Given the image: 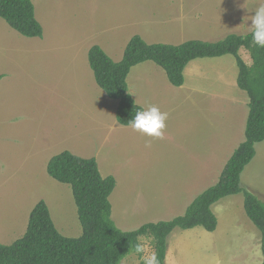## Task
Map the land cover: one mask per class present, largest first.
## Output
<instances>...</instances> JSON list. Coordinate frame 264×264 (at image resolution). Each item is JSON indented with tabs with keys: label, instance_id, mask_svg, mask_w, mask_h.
Instances as JSON below:
<instances>
[{
	"label": "rangeland",
	"instance_id": "374dc122",
	"mask_svg": "<svg viewBox=\"0 0 264 264\" xmlns=\"http://www.w3.org/2000/svg\"><path fill=\"white\" fill-rule=\"evenodd\" d=\"M31 2L42 38L22 37L0 20V243L8 245L24 234L29 212L40 200L61 235L80 236L70 187L46 173L49 159L62 151L94 158L101 176L115 179L109 200L119 230L134 231L182 215L199 193L216 183L233 151L227 144L233 147L234 137L224 130L239 124L242 110L212 93L233 96L237 91L234 59L196 60L205 66L187 68L184 84H192L191 91L189 86L182 91L170 86L152 62L133 67L126 83L135 103L142 110L154 105L168 113L164 138L146 147L144 137L117 124V102L95 84L87 52L98 46L118 62L133 36L147 44L179 45L245 35L261 0ZM218 24L216 32L202 30ZM239 55L251 64L247 52L240 50ZM255 150L240 176V187L264 201V142ZM242 202L238 194L211 207L223 224L218 239L203 236L206 231L197 227L175 229L167 242L188 264H213L212 256L221 264H230V256L261 264L260 233ZM178 236L183 239L176 241ZM210 239L218 240L220 247L215 249ZM140 243L145 246L142 256L153 252L150 238H140ZM141 262L128 255L120 264Z\"/></svg>",
	"mask_w": 264,
	"mask_h": 264
},
{
	"label": "trees",
	"instance_id": "16d2710c",
	"mask_svg": "<svg viewBox=\"0 0 264 264\" xmlns=\"http://www.w3.org/2000/svg\"><path fill=\"white\" fill-rule=\"evenodd\" d=\"M0 20L22 37L42 38L43 31L35 19L31 0H0ZM240 50L249 54L250 65L240 57ZM224 56L235 59L236 85L248 98L244 140L232 152L216 183L199 193L182 215L143 224L134 231L119 230L111 218L109 200L115 179L101 176L94 158L85 159L62 151L49 159L46 173L54 181L70 187L80 236L61 235L46 203L40 200L29 212L24 234L8 245L0 243V264H120L128 255L141 258L142 254H136L134 246L144 237L151 239L159 264H165L167 239L175 229L200 227L214 232L217 220L211 206L238 194L243 196L246 217L260 233L261 264H264V201L240 187V176L254 158L256 145L264 142V48L252 45L251 33L229 34L215 42L190 40L179 45L147 44L141 37L133 36L120 61H112L100 47L92 46L87 52V62L95 84L117 102V124L128 127L127 122L142 110L129 94L126 83L133 67L152 62L164 72L172 87L180 88L190 62Z\"/></svg>",
	"mask_w": 264,
	"mask_h": 264
},
{
	"label": "clouds",
	"instance_id": "9594fccd",
	"mask_svg": "<svg viewBox=\"0 0 264 264\" xmlns=\"http://www.w3.org/2000/svg\"><path fill=\"white\" fill-rule=\"evenodd\" d=\"M254 15L250 17L251 25L248 27L252 36V45L258 48H264V0H261L258 7L254 10ZM168 113L154 105H148L145 109L137 111L135 115L127 122L134 132L140 134L146 139V147L151 146V141L155 139H163L166 131V120ZM136 254L144 253L145 246L138 243L134 246ZM144 264H159L157 254L152 252L150 255L141 256Z\"/></svg>",
	"mask_w": 264,
	"mask_h": 264
},
{
	"label": "crops",
	"instance_id": "0c3cea01",
	"mask_svg": "<svg viewBox=\"0 0 264 264\" xmlns=\"http://www.w3.org/2000/svg\"><path fill=\"white\" fill-rule=\"evenodd\" d=\"M221 27L219 24L217 25L216 28H212V27H202V30H207V29H212L216 32V30H220ZM217 34V33H216ZM231 34H235V33H231ZM229 35V34H228ZM237 35H239V33H237ZM202 37H205L201 34ZM225 57V56H224ZM232 57V56H231ZM222 58V57H221ZM233 58V57H232ZM234 59V58H233ZM197 60H201V59H197ZM234 62H235V59H234ZM236 63V62H235ZM190 64V65H189ZM185 70H184V76L186 75V70L189 66H191L192 68L195 66V67H198L200 68V66H205V64L203 63H199L197 62L196 60L190 62ZM206 65H211V64H208L206 63ZM217 65V64H216ZM221 66H224V64H220ZM225 67V66H224ZM195 69V72L198 70ZM209 72V71H207ZM166 77V76H165ZM185 78V77H184ZM187 78V76H186ZM237 78V77H236ZM167 80V79H166ZM185 81V80H184ZM168 82V81H167ZM185 83V82H184ZM234 83V81H233ZM235 84H236V80H235ZM170 85V84H169ZM192 84L188 83L187 84H183L180 88H177L179 90H183V88L187 87L188 90L190 88V91L194 88L193 86H191ZM171 86V85H170ZM191 86V87H190ZM237 87V85H236ZM212 96H215L216 98L220 99V100H226L228 99L230 102H232L234 104V108H237V109H241L242 112H240V117H239V124L236 125L235 124V121H234V124L235 126H230L229 127V130L228 131H225L224 130V133L229 136V138L231 139V137L233 136L234 137V144H233V147L230 146L229 144H227L230 148H232V150L234 151L237 146L244 140V130H243V126H244V123L246 122V118H247V113H246V107H247V102H248V98L245 94V92L241 91L238 87H237V91H235L234 95L233 96H225L224 94H221V93H212ZM248 108V107H247ZM245 128V127H244ZM232 151V152H233ZM231 150H229L228 152V155L229 157L231 156L232 154ZM220 155H217V158L219 157ZM229 159V158H228ZM208 172V171H207ZM206 172V173H207ZM243 203V202H242ZM216 204V203H215ZM243 205V204H242ZM213 206V205H212ZM211 206V207H212ZM186 209V208H185ZM212 211V210H211ZM215 216V215H214ZM217 217V216H215ZM217 220V218H216ZM223 224H220L219 220H217V225H216V229L214 230V232L212 233H209V232H205V233H202L203 236L205 237H216V239L219 238V234L221 232V226ZM233 226L234 227H237V224L236 222L233 221ZM183 239L182 236H178L177 237V240L176 241H181ZM203 239V238H202ZM201 239V240H202ZM168 240V239H167ZM209 242L211 243V245L217 249L220 247V243L218 240H214V239H210ZM259 242L258 240L254 241V245H257ZM249 250V248L247 247H244L243 249V252L244 253H249L247 252ZM217 257V256H216ZM214 258L213 256L211 257L212 259V263L213 264H221L219 258ZM182 256H179L177 254L174 253V250L170 247L169 243L167 242V249H166V256H165V264H188V261L184 258L182 260ZM222 259V258H221ZM230 259V264H245V261H242L243 259V256L242 257H235V256H230L229 257Z\"/></svg>",
	"mask_w": 264,
	"mask_h": 264
}]
</instances>
